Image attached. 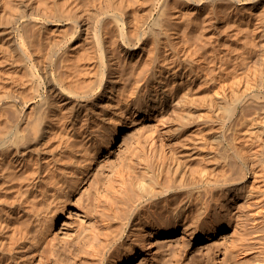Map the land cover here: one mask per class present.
I'll use <instances>...</instances> for the list:
<instances>
[{"label":"bare ground","instance_id":"1","mask_svg":"<svg viewBox=\"0 0 264 264\" xmlns=\"http://www.w3.org/2000/svg\"><path fill=\"white\" fill-rule=\"evenodd\" d=\"M117 2L121 13L101 18L90 51L70 45L58 51L51 39L42 54L35 37L29 40L24 33L28 27L58 29L65 22L74 43L86 24L81 14L24 10L9 27L6 47L15 52L16 68H23L27 95L0 103V264L34 263L31 257L14 255L32 234L44 236L55 226L67 195L83 180L81 168L95 145L85 139L91 124L109 126L112 143L128 116L151 113L174 118L184 128L193 107L203 103L195 111L213 114L214 121L223 123L225 118H245L251 102L264 94V0H136L127 8L125 0ZM198 24L213 27L215 33L214 28L222 26L230 45L204 46L202 36L209 32H194ZM142 65L148 68L139 77L136 69ZM255 119L256 130L236 132L215 155L235 163L240 180L248 171L254 180L261 179L256 186L253 180L249 190L264 194V176L251 165L264 162V115ZM199 131L189 138L200 139L203 129ZM76 139L84 144L75 152ZM76 155L82 159L77 168ZM147 155L154 158L155 171L149 182L130 173L118 178V193H124L125 185H138L148 201L147 208L135 214L138 245L144 249L150 235L171 234L172 221L181 222L192 238H208L217 225L204 232L194 225L202 204L193 192L185 193V163L155 140ZM154 215L168 223L156 224Z\"/></svg>","mask_w":264,"mask_h":264},{"label":"rangeland","instance_id":"2","mask_svg":"<svg viewBox=\"0 0 264 264\" xmlns=\"http://www.w3.org/2000/svg\"><path fill=\"white\" fill-rule=\"evenodd\" d=\"M117 1L0 0V103H11L14 98L27 95L23 68H16L15 52L11 53L6 47L9 27L24 10L26 13L68 11L72 17L81 14V19L86 21L74 43L70 42V30L65 22L58 29H54L55 25L45 31L35 27L25 29V37L29 40L35 37L40 53L47 52L51 39L57 41L58 51L68 45L90 51V39L101 18L106 14L121 13ZM135 1L125 0V7ZM136 8L128 11L133 12ZM204 28L209 32L202 36L204 46L217 43L218 49H224L230 45L222 26L214 28L215 33L213 27L198 24V31L194 32L200 35ZM14 31L19 33L17 29ZM199 51L203 54L201 46ZM147 68L142 65L136 69L139 77ZM259 95L243 114L245 118L230 121L225 118L223 123L214 121L213 114L195 111L203 103L193 107L194 115L184 128L174 118H160L151 113L128 116L112 143L108 141L113 135L109 126L103 122L96 126L91 124L85 139L93 140L95 145L89 147V158L84 162L86 167L81 168L83 180L67 195L66 211L59 215L55 226L46 230L44 236L32 234L34 238L19 247L20 254L15 253L14 258L31 257L33 264H264V194L256 193V188L249 190L254 180L250 171L240 180L237 165L221 161L215 155L236 132L241 135L256 130L259 120L255 118L264 115V94ZM210 125L215 129H210ZM200 129H203L200 139H196L197 136L189 138L198 134ZM219 139L223 142L220 143ZM77 140L80 139L75 140L78 146L75 152L84 144V141ZM153 140L158 145L162 143L169 154L185 163V193L193 192V198L198 196L197 202L202 204L194 225L201 232L217 225L208 238H192L181 222L172 221L171 234H153L149 236L150 243L146 248L141 249L138 245L135 214L147 208L148 201L140 195L138 185H125L124 193H118V178L129 173L138 181L142 177L147 179L146 182L153 178L154 158L147 155ZM80 157L76 155L74 159L75 168L82 164ZM251 165L264 176V162L256 161ZM178 175V178L182 176ZM260 180H254V185H259ZM223 191L226 195L220 197L217 192ZM151 218L158 225L168 223L156 215ZM130 248L133 251L129 258Z\"/></svg>","mask_w":264,"mask_h":264}]
</instances>
